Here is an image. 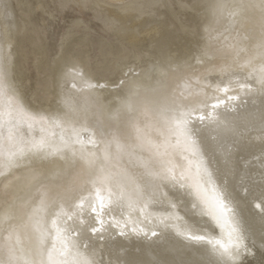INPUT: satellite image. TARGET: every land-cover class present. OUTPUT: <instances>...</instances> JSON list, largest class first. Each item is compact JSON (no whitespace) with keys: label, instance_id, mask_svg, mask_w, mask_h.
Segmentation results:
<instances>
[{"label":"bare ground","instance_id":"bare-ground-1","mask_svg":"<svg viewBox=\"0 0 264 264\" xmlns=\"http://www.w3.org/2000/svg\"><path fill=\"white\" fill-rule=\"evenodd\" d=\"M37 2L0 0V264H264V0H192L102 67L65 33L45 88Z\"/></svg>","mask_w":264,"mask_h":264},{"label":"rangeland","instance_id":"rangeland-1","mask_svg":"<svg viewBox=\"0 0 264 264\" xmlns=\"http://www.w3.org/2000/svg\"><path fill=\"white\" fill-rule=\"evenodd\" d=\"M190 2L192 0H38L39 8L32 14V18L37 22L34 36L38 42L49 45V57L39 72L34 73L33 62L37 54L25 46L23 66L29 77V85L36 83L41 88L48 85L52 57L65 33L86 34L90 40L88 62L91 67H102L107 59L104 60L101 54H107L108 45L99 50L100 42L106 40L115 46L119 39L117 33L126 29L139 33L160 21L161 14L169 13L166 16L167 21H172L174 16L185 20L189 9L181 10L180 7ZM43 3L51 13L50 17H46L47 14L40 10ZM118 14L126 17L124 23H121ZM43 19L48 26L47 32L42 31ZM74 20L77 23H74ZM146 60L141 58L137 65L142 67ZM119 75L120 72L115 70L110 76L116 79Z\"/></svg>","mask_w":264,"mask_h":264}]
</instances>
